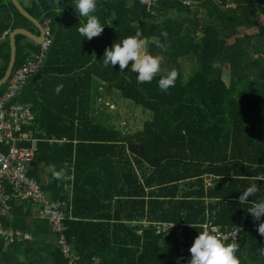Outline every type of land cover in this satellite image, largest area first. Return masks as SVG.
<instances>
[{
    "label": "trees",
    "instance_id": "1",
    "mask_svg": "<svg viewBox=\"0 0 264 264\" xmlns=\"http://www.w3.org/2000/svg\"><path fill=\"white\" fill-rule=\"evenodd\" d=\"M19 1L37 20L51 19L53 37L41 68L9 104L32 108L34 119L22 125L32 137L0 148H34L28 174L61 201L65 236L80 262L187 264L174 230L158 234L143 226L149 221L185 225L188 241L206 223L240 228L234 242L240 264H264L257 227L264 217L255 220L247 211L264 200V0H152L151 7L143 0H97L95 14L105 26L91 40L77 30L83 18L72 0ZM18 28L40 35L13 0H0V80ZM137 32L143 51L163 57L162 72L149 83H137L131 62L124 71L103 64L106 48ZM16 42L15 68L0 97L42 50L24 34ZM171 69L178 72L175 86L163 92L157 81ZM117 95L149 114L134 131L101 111L100 98ZM35 163L61 171V179L50 171L45 182L41 170L31 169ZM252 183L260 191L240 204ZM6 188L13 193L9 183ZM28 201L10 200L9 211L26 209L16 220L0 215L4 225L32 235L17 242L0 237V264H70L50 219L29 223L34 201Z\"/></svg>",
    "mask_w": 264,
    "mask_h": 264
},
{
    "label": "built area",
    "instance_id": "2",
    "mask_svg": "<svg viewBox=\"0 0 264 264\" xmlns=\"http://www.w3.org/2000/svg\"><path fill=\"white\" fill-rule=\"evenodd\" d=\"M149 7L152 5V0H143ZM52 44V39H47L43 42L42 50L35 60H28L26 64L20 67L13 78L11 79L4 95L0 97V143L5 141L28 140L32 137V131H23V123L32 121L34 114L32 108L21 103H12L13 99L19 95L23 85H25L31 77L41 68L45 56ZM34 148L20 147L13 145L8 153H4L0 148V207L5 211L10 210V200L15 197L21 201H34L40 204L42 214L50 219L54 231L59 234L58 243L62 248L63 253L69 258L70 264H83L79 257L72 251L71 245L67 242L65 231L67 213L61 209L62 203L60 200H53L48 193L40 186L39 182L29 176L28 166L35 161ZM6 183L12 187L13 193L7 192ZM208 184L212 185V179L208 180ZM72 218V217H71ZM144 227L153 226L158 234L168 233L172 230L175 232V237L179 243V252L191 259L189 251L194 241H188L186 236L187 227L180 223L167 222H142ZM193 228V225H189ZM203 228H215L216 234L221 236L225 241L236 242L240 234V228H222L212 223H206ZM0 237L6 242L27 241L32 239V235L15 227L6 226L0 219Z\"/></svg>",
    "mask_w": 264,
    "mask_h": 264
},
{
    "label": "clouds",
    "instance_id": "3",
    "mask_svg": "<svg viewBox=\"0 0 264 264\" xmlns=\"http://www.w3.org/2000/svg\"><path fill=\"white\" fill-rule=\"evenodd\" d=\"M71 4L80 20L83 18V23L77 29L81 37L91 40L93 37L99 36L103 32L105 24L101 23L99 17L95 14L97 0H72ZM164 35L167 34L164 33ZM160 47L166 51L163 44ZM142 49H144V40L139 32L119 41L116 40L111 47L104 50L103 64L106 67L111 65L113 68L118 64L120 71H124L131 62L130 69L137 73V83H149L157 74L162 72L163 57L152 55ZM177 77L178 72L175 69L164 71V74L157 81L158 88L163 92H167L170 87L175 86ZM62 87V85H58L56 92L59 93ZM50 171L54 179H61V171H57L54 167ZM261 180H264V177H261ZM259 191L258 184L252 183L241 192L239 196L240 204L247 202L249 197H253ZM247 211L255 220H261L264 217V200L254 202L253 206ZM257 227L258 232L264 236V220H261ZM189 251L191 259L187 264H240V259L237 256V244L225 241L216 234L215 228H204L199 231Z\"/></svg>",
    "mask_w": 264,
    "mask_h": 264
},
{
    "label": "rangeland",
    "instance_id": "4",
    "mask_svg": "<svg viewBox=\"0 0 264 264\" xmlns=\"http://www.w3.org/2000/svg\"><path fill=\"white\" fill-rule=\"evenodd\" d=\"M20 2V1H19ZM22 5V3L20 2ZM203 9L200 11L202 12ZM40 24L43 28V39L42 42L47 41V39H52V28H51V19L44 18L43 21L40 20ZM39 30V34L42 35L41 30ZM223 77L226 80H229V73L223 74ZM98 87V86H97ZM97 87L94 89L96 90ZM99 103L103 104L101 111L106 114H112V119H114L115 125L127 129L129 131H134L137 127H140L143 121H145L149 114L145 112L141 107L135 105L130 100L124 99L120 95H117L115 98L106 97L100 98ZM120 114V118L117 115ZM0 210H3L0 207Z\"/></svg>",
    "mask_w": 264,
    "mask_h": 264
},
{
    "label": "water",
    "instance_id": "5",
    "mask_svg": "<svg viewBox=\"0 0 264 264\" xmlns=\"http://www.w3.org/2000/svg\"><path fill=\"white\" fill-rule=\"evenodd\" d=\"M13 2L15 3V5L17 6V8L19 9V11L26 16L28 19H30L32 22H34L36 24V26L41 30L42 35H36L34 33H32L31 31L25 29V28H18L16 30H14L11 35H10V39H11V50H12V56H11V61L9 64V68L7 70L6 75L0 80V87L3 86L8 79L10 78L14 68H15V64H16V59H17V42H16V36L18 34H24L26 36H28L30 39L34 40L37 44H41L42 39H43V28L42 25L40 24V21L37 20L33 15H31L26 8L20 4L19 0H13Z\"/></svg>",
    "mask_w": 264,
    "mask_h": 264
},
{
    "label": "crops",
    "instance_id": "6",
    "mask_svg": "<svg viewBox=\"0 0 264 264\" xmlns=\"http://www.w3.org/2000/svg\"><path fill=\"white\" fill-rule=\"evenodd\" d=\"M36 25V24H35ZM38 28V27H37ZM39 29V28H38ZM29 31H31L32 33L36 34V32L32 31L31 29H27ZM38 35V34H36ZM32 40V39H31ZM33 41V40H32ZM36 43V42H35ZM39 45V44H38ZM34 77V76H33ZM32 77V78H33ZM49 82H45L43 83L42 85H45V84H48ZM51 87V86H50ZM46 86H44L43 88V91L45 92L46 90ZM50 89V88H49ZM35 91H36V87H35ZM38 97V96H37ZM42 100V99H41ZM45 167V168H44ZM32 168H38V170H41V176L43 177V180L45 182L48 183V179H49V175L50 174V169L51 168H48L47 166H45L44 164H40V163H35L33 165ZM23 202V201H22ZM20 202V203H22ZM29 202V201H28ZM31 203V207H32V210H31V213H30V216L28 217V221L30 224H32L34 222V220L38 217H45L43 216L42 214V208L39 204H36L35 202H30ZM24 212H26V209H23V210H19V209H16L15 212H11V211H5V210H1L0 211V215L2 218L4 217H7L9 220H12L15 219L16 220V216L18 215H23ZM8 224H13L12 222H7ZM11 227H14V226H11ZM226 228H230V227H226ZM48 238H52L53 241H56V238L57 236H55V234H51ZM58 243V242H57Z\"/></svg>",
    "mask_w": 264,
    "mask_h": 264
}]
</instances>
